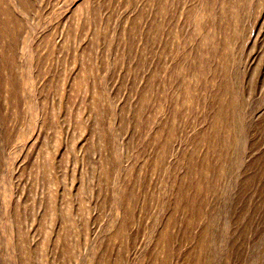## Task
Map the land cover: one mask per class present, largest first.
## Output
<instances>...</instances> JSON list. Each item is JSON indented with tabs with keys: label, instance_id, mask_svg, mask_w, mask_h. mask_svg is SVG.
<instances>
[{
	"label": "rangeland",
	"instance_id": "1",
	"mask_svg": "<svg viewBox=\"0 0 264 264\" xmlns=\"http://www.w3.org/2000/svg\"><path fill=\"white\" fill-rule=\"evenodd\" d=\"M0 264H264V0H0Z\"/></svg>",
	"mask_w": 264,
	"mask_h": 264
}]
</instances>
